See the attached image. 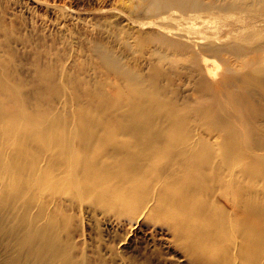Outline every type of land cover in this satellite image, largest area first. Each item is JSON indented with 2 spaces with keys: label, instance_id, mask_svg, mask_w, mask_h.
I'll return each mask as SVG.
<instances>
[{
  "label": "bare ground",
  "instance_id": "bare-ground-1",
  "mask_svg": "<svg viewBox=\"0 0 264 264\" xmlns=\"http://www.w3.org/2000/svg\"><path fill=\"white\" fill-rule=\"evenodd\" d=\"M98 1L0 0V264H264V0Z\"/></svg>",
  "mask_w": 264,
  "mask_h": 264
},
{
  "label": "rangeland",
  "instance_id": "rangeland-1",
  "mask_svg": "<svg viewBox=\"0 0 264 264\" xmlns=\"http://www.w3.org/2000/svg\"><path fill=\"white\" fill-rule=\"evenodd\" d=\"M71 1H73V0H71ZM129 1L133 2V0H114L110 3H108L106 5V7H107V9H109L111 11L110 14L108 15V19L109 20L111 19V21H116V20L122 21V19H117V16H116L117 14H123V17H126V18L128 17L127 13H129V16H131L130 15L131 11L128 12L129 9L131 10V8L128 6H130L132 3H130ZM125 4H127V5H125ZM68 5L71 6L73 9L74 8L78 9L81 12H84L86 10H92L93 8L95 10L97 8H101V3H99L98 0H76L75 3H73V4L69 3ZM89 8H92V9H89ZM139 18H143L142 15H139ZM104 21H105V18H104ZM148 30H151V29L150 28L146 29V31H148Z\"/></svg>",
  "mask_w": 264,
  "mask_h": 264
}]
</instances>
